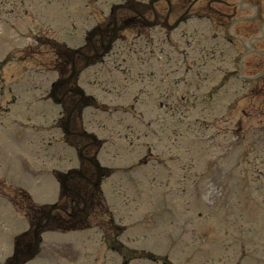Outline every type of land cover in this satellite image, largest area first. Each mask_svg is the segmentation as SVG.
Returning a JSON list of instances; mask_svg holds the SVG:
<instances>
[{"label": "rangeland", "instance_id": "obj_1", "mask_svg": "<svg viewBox=\"0 0 264 264\" xmlns=\"http://www.w3.org/2000/svg\"><path fill=\"white\" fill-rule=\"evenodd\" d=\"M0 1L4 8V11L0 10L2 14L0 16V107H2V112H0V121H2L0 123V175L8 180H14V177L18 178V175L21 174L33 187L39 186L41 201L50 197L54 199L56 184L53 172L58 168L57 163L61 164V168L67 169L71 167L70 161L73 159L67 149L64 151L59 145H56L60 141L54 142V139L58 140L55 137L57 134L55 131L60 133L54 126L59 108L51 101L46 100L44 96L45 90L54 79V73L50 68L49 61L42 60L41 57L44 58V56L41 53L30 55L29 52H20L19 46L25 44L24 36L29 30L30 23L32 27L41 26L39 32L36 31L41 37L49 36L71 45H77L81 39V24H85V21L88 20L86 14L92 8L85 7L88 0H24V8H17L15 12L10 13V9L20 6V0ZM104 1L106 0H90L93 6L99 4L100 7H106ZM207 1L210 0H205V2ZM235 1V6H237L239 2ZM255 3L257 2L255 1ZM16 15L18 19L12 21L11 19ZM193 23L189 24L186 32L191 35H194L193 32L197 34L194 37L197 47L188 49V52L192 56H199L204 50L202 37L208 34V26L205 24L204 28L203 23ZM28 34L30 33L28 32ZM172 36L173 34L170 35V37ZM147 38V36L144 38L142 44L138 42L140 52L145 53L148 49L149 40ZM220 44L221 42H219ZM215 45V50L219 51L220 48L226 50L224 66L229 69L233 68L232 50L227 49L224 45L217 46L216 43ZM263 45L258 41L259 48L264 51ZM122 52V45H118L115 52L108 58L109 62L115 61L116 58L120 59ZM117 53H120V57L117 56ZM47 55L51 60L50 51ZM160 56L162 57L160 65L155 64L154 60L152 61L154 72L157 68L165 65L168 67L164 53ZM239 58H241L239 63L242 64V71L249 70L250 72L251 70V76L257 74L253 68L260 69L261 66H264V61L260 62L256 57L240 56ZM212 68L215 70L214 73L210 72ZM146 70L148 69L146 68ZM136 71L138 72V70ZM184 71L192 73L194 69L190 65L187 67L182 65L181 68L174 69L175 75ZM220 71L222 70L217 67L216 63L208 62L203 68L202 76L217 79L216 75ZM91 72L92 70H89V73L83 74L80 78L83 86H92L89 81L93 82L94 73ZM171 82L172 79L169 75H163L157 84L166 86ZM134 83L137 84V81ZM135 88L140 90L142 86L140 84L133 86L132 84L127 93L123 90L119 91L117 99L119 100V96H121V101L125 100L126 102L128 93ZM111 89L117 92L118 84L111 83ZM231 93L230 89L227 95ZM137 102L140 103L139 100ZM239 105L247 110L243 102H240ZM148 106L150 104L147 100L139 108L144 110L147 116L149 115L146 109ZM221 109V104L217 105V111L219 112ZM93 120L87 119L90 124ZM8 122L37 129L39 135L30 132L25 134L22 128L18 129V126H12ZM4 124L7 125L4 127ZM98 125L101 126L102 133L122 126L116 120L107 121L105 126L99 123ZM188 131L191 133L190 130ZM180 133L183 139H176L174 143L182 149L181 152H184L185 158L176 152L178 148H172L171 153L161 159V165L170 174V178H167L165 171L161 173L140 164L133 170L135 174L128 172L130 179L133 180L132 186L138 187L139 191L131 190L127 183H123L124 181L120 179L122 176L126 177L122 173L123 170L112 181L114 185L109 184L106 189L104 188L109 202L115 203V211L119 212L120 210L122 215L129 216L127 222H124L126 223L125 231L119 238L123 251L130 254L131 257H134L136 253H152L162 258L161 255L165 254L169 257V259L164 257L167 264H264V159L261 160L258 153L252 151L246 159L237 160L240 163V168L233 169L231 167L228 169L230 164H234L235 153L232 152L230 162L219 161L218 167L213 171L212 167L206 168V160L201 157L202 151L198 150L200 146L196 143L195 137L187 135V132ZM194 145H197V149ZM247 146L246 143L245 151L248 150L249 146ZM123 148H127V143L121 142L110 151V153L114 152L113 156L116 155L114 159L113 156L108 157L105 153L100 154L102 163L119 168L132 162L135 164L138 159L144 156L143 151L140 152V150L130 147L132 150L129 151L128 156L123 155L121 154ZM241 150L240 148L239 152ZM196 151L197 153H195ZM120 154L121 160L117 156ZM62 155H66L65 158H60L59 161L55 160ZM26 163L33 166L34 169L39 168L38 175L29 176L22 169ZM201 171L204 174L198 181L196 173ZM211 177L213 179H210ZM203 180H209L207 181L208 186H205V200L209 205L213 203L214 199L213 192L210 193L211 188L217 193H215V202L217 201L215 206H206L199 189ZM212 183L215 186H210ZM193 186H199L197 192L192 191ZM219 188L222 189L220 198L218 197ZM225 200L231 202L229 207L225 206ZM236 201H239L238 204ZM233 215L247 223H241L242 226L238 230L241 232L240 234L247 237L244 247L249 252L244 251L243 248L239 249L233 243V237L236 235L234 228L237 227L221 222V220L234 219ZM104 220L105 218L101 219L100 223ZM94 222L96 223H92V225H99V219ZM92 225L90 230L83 233L59 235L54 240L47 238L46 244L42 245L39 261L34 264H53L54 260H59V264H116L117 260L113 258L115 261L113 259L108 261L106 249L98 246L97 239H101L102 230ZM149 225H151L150 230H147ZM0 226L5 227L1 224ZM17 227L22 228V225H17ZM200 236V246L205 252H202L197 245ZM5 238L0 236V243H4L3 246L9 249V238ZM52 248H56V251ZM79 251L81 263L76 261L79 254L75 253ZM249 253H251L250 257ZM127 264L152 263L142 259H132Z\"/></svg>", "mask_w": 264, "mask_h": 264}, {"label": "trees", "instance_id": "obj_2", "mask_svg": "<svg viewBox=\"0 0 264 264\" xmlns=\"http://www.w3.org/2000/svg\"><path fill=\"white\" fill-rule=\"evenodd\" d=\"M63 87H67V85H64ZM95 200L93 197L90 198V200H86V197L82 196L81 194H77V199L74 204V206L70 209L67 206V210L65 211L64 208L62 209L60 206L55 205L50 208L55 209L54 215L49 214V211H46V207H39L38 209L32 208V205H28L29 210V217H31V223H32V229L35 230V232H41L47 229H53V228H59V227H66L68 226L70 229L77 228V226L84 225L87 223V217L89 218L90 214H92L93 210L96 209V206L94 207ZM94 207V208H93ZM32 209L36 212H39V216H36V214H33L35 211L32 212ZM62 215L65 217H62ZM35 216V217H34ZM34 217V218H32ZM37 238L31 239L28 246L20 250V254H18L15 258L17 263L22 262L24 259H26V254H32V252L35 250L33 248L31 251H27L28 247L32 245L33 241H37ZM26 243V244H27ZM12 262V261H11ZM12 264H15L13 262Z\"/></svg>", "mask_w": 264, "mask_h": 264}]
</instances>
